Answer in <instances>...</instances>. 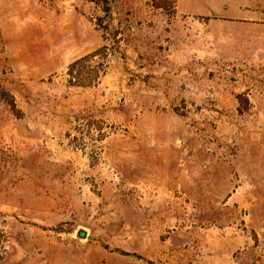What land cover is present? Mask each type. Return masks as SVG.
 Masks as SVG:
<instances>
[{"label":"rangeland","instance_id":"374dc122","mask_svg":"<svg viewBox=\"0 0 264 264\" xmlns=\"http://www.w3.org/2000/svg\"><path fill=\"white\" fill-rule=\"evenodd\" d=\"M0 264H264V0H0Z\"/></svg>","mask_w":264,"mask_h":264},{"label":"water","instance_id":"95a60500","mask_svg":"<svg viewBox=\"0 0 264 264\" xmlns=\"http://www.w3.org/2000/svg\"><path fill=\"white\" fill-rule=\"evenodd\" d=\"M80 235H81V236H85V235H86V232H85V231H81V232H80Z\"/></svg>","mask_w":264,"mask_h":264}]
</instances>
